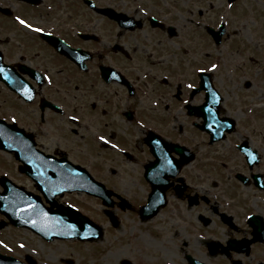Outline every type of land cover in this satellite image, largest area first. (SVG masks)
I'll list each match as a JSON object with an SVG mask.
<instances>
[{
	"label": "flooded vegetation",
	"instance_id": "af4514ba",
	"mask_svg": "<svg viewBox=\"0 0 264 264\" xmlns=\"http://www.w3.org/2000/svg\"><path fill=\"white\" fill-rule=\"evenodd\" d=\"M58 1L90 18L51 21L53 0H0V122L24 129L34 150L86 168L113 216L141 220L153 200L155 219L165 215L158 228L181 242L180 264H264V37L239 58L232 44L243 40L226 14L247 13L237 17L264 35V0ZM39 132L68 142L46 152ZM71 151H90L100 168L112 161L113 176L101 179ZM134 251L125 264L151 261Z\"/></svg>",
	"mask_w": 264,
	"mask_h": 264
},
{
	"label": "rangeland",
	"instance_id": "374dc122",
	"mask_svg": "<svg viewBox=\"0 0 264 264\" xmlns=\"http://www.w3.org/2000/svg\"><path fill=\"white\" fill-rule=\"evenodd\" d=\"M53 1L55 5H59L58 0ZM209 1H213L215 7L220 6V3L217 0ZM242 1L243 2L241 4L243 5L250 3V0ZM68 3V10L65 11V6ZM68 3L64 2L63 7L58 6L57 10L50 12V20L55 21L58 19H70L78 23V20L84 21L90 18V13L84 7H80V9H78L71 5L72 1H68ZM131 3H133V1ZM142 3L145 5L144 2ZM235 10V8L231 12L227 10L226 14H229L228 17L232 22L231 24H233V26H230L232 31L233 28H238L237 32L235 30L233 33L236 35V37L240 36V39H242L243 42L238 40L237 44L235 43L232 45L233 47L237 46V51L240 52L238 55L239 58H244V56L247 58L250 56V52L256 50L254 44L250 41V38H253L255 41L256 38H262L264 35L262 34L261 29L258 30V32L257 30L253 29V26L250 23V17H237V14L244 16L247 13L238 12ZM214 12L217 14V8H214ZM214 19L217 21L216 16ZM144 32H148V28H145ZM182 33L185 34L183 30ZM138 34L142 35L143 33H136V35ZM149 34L153 35L154 33ZM114 39L115 38L112 37L111 40ZM183 45L188 46V44ZM213 45L214 44L208 46L207 50H209L211 54L214 55L218 52V48ZM181 73L184 74L187 73V71L183 70ZM241 84L242 83L240 82V85ZM256 94L263 96L262 92L260 91H258ZM259 132L260 131L258 130V133ZM262 138V134L257 137L259 140H262ZM36 140L43 146V150H46V152L49 153H51V150L55 151L57 148L64 149V145L68 142L67 137H61L63 146L59 147L55 140L52 142V140L47 138V136L42 132L37 134ZM56 152L59 154L60 150L57 149ZM90 153V151H78L73 152V156L77 160H83L81 163L86 164L88 168H90L94 174L101 179H109L108 175L112 177L113 175H111L110 167H116L113 162L105 161L106 164H103L100 168L97 166V160L93 159L94 157ZM102 155L101 156L103 158L106 154L103 153ZM18 166V162H16L12 155L0 152V176L6 175L12 178L16 183L23 185L28 189H34V183L29 178L19 173ZM101 175H103L104 178L101 177ZM60 202L75 207L87 217L91 218L93 222L101 225L105 234L103 239L94 243L79 242L75 240H56L53 242H47L28 230H19L9 227L2 235H0V240L3 241V247L0 246V250L3 253L8 252L21 260H24L26 255H30V257L32 256V258L35 260L36 264H125V261H127L131 255H138V253H136L137 251L134 250L141 248L144 250L142 254L147 258H151V261L147 262V264H172V262L175 261L180 264L179 258L175 259V256H173L172 252L174 249V243L181 244L180 240L177 241V239H174L173 236L171 237V235L161 231L158 228V224L161 221L159 219L165 218L164 214L156 217L154 220L142 223L138 217L131 216L130 218H126L123 217L121 215L122 213L119 211L120 228L115 229L103 214L102 203L97 199H91V197H88L84 194H73L66 195ZM258 205L259 207L263 206V204L260 202ZM179 230L182 232L180 228ZM171 231L173 232V229ZM179 236L180 237L178 239H181L182 236ZM193 239H195V237L192 238V240ZM21 245H23V247H21ZM9 247L12 249L8 250L7 248ZM197 247L198 244L196 245V248ZM160 249L162 250L161 252ZM159 252L162 256L159 255ZM139 258L142 259V256Z\"/></svg>",
	"mask_w": 264,
	"mask_h": 264
},
{
	"label": "water",
	"instance_id": "95a60500",
	"mask_svg": "<svg viewBox=\"0 0 264 264\" xmlns=\"http://www.w3.org/2000/svg\"><path fill=\"white\" fill-rule=\"evenodd\" d=\"M91 6L93 7L92 3ZM99 12L105 15L111 14L109 10L104 9ZM211 105L212 103H210ZM205 111L209 115L208 124L215 128L213 131H218L219 122L215 120V117L211 116L210 119V112ZM0 141V148L14 152L16 159L24 164L23 172L36 181L38 189L51 204L50 208L46 207L39 196L27 193L4 178L1 181L5 192L0 195V212L6 215L13 225L30 228L47 241L57 238L94 242L102 237L103 229L101 227L73 208L59 206L55 201V196L65 191H85L91 195L102 197L105 204L110 205L111 203L107 202L104 186L95 182L81 167L73 166L65 159L57 161L45 157L34 150V142L29 136H25L17 128L1 122ZM157 206L151 200L149 206L142 212L143 218L149 219L155 216L158 210ZM1 226L3 227L4 224ZM12 263L20 264L19 262Z\"/></svg>",
	"mask_w": 264,
	"mask_h": 264
},
{
	"label": "snow or ice",
	"instance_id": "6c2138e0",
	"mask_svg": "<svg viewBox=\"0 0 264 264\" xmlns=\"http://www.w3.org/2000/svg\"><path fill=\"white\" fill-rule=\"evenodd\" d=\"M229 7H231V4H229ZM17 20H18L22 25H25L26 27H28V28H30V29L33 28V25L28 24L27 21L20 19V17H17ZM34 30H35L36 32H43V31H44L42 28H35ZM216 67H217V66L214 64V65L212 66L213 70H214ZM204 70H205V69H203V68L200 69V71H204ZM189 87H192V85L190 84ZM100 139H101V140H105V137L101 136ZM106 142H107V141H106ZM168 163L171 164V161L169 160ZM172 167L175 168V165H173ZM21 247H23V245H21Z\"/></svg>",
	"mask_w": 264,
	"mask_h": 264
}]
</instances>
